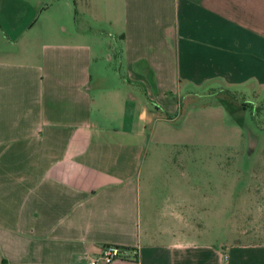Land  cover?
<instances>
[{"label":"crops","instance_id":"0c3cea01","mask_svg":"<svg viewBox=\"0 0 264 264\" xmlns=\"http://www.w3.org/2000/svg\"><path fill=\"white\" fill-rule=\"evenodd\" d=\"M211 85L264 87V0H0V264H87L105 244L124 252L109 264H264L258 228L193 236L222 203L178 199L190 172L150 159L186 144L170 114Z\"/></svg>","mask_w":264,"mask_h":264},{"label":"rangeland","instance_id":"374dc122","mask_svg":"<svg viewBox=\"0 0 264 264\" xmlns=\"http://www.w3.org/2000/svg\"><path fill=\"white\" fill-rule=\"evenodd\" d=\"M107 41V45L102 43L101 62L107 60L117 68L115 51L109 50L112 43ZM219 87L197 90L193 95L182 94L166 125L171 137L186 144L161 145L155 158L148 152L146 159L151 157L158 168L190 172L187 178L190 183L177 177L178 199L191 197L195 208L203 204L204 197L210 203L217 198L222 203L223 222L208 220L206 225L194 222L193 236L227 243L234 237L252 238L250 230L246 233L241 230L254 227L258 228L254 233L264 237V220H244L246 213L253 212L252 204L264 201V87L227 88L230 92ZM129 88L136 89L131 85ZM158 129L166 131L163 126Z\"/></svg>","mask_w":264,"mask_h":264},{"label":"built area","instance_id":"2783aa9c","mask_svg":"<svg viewBox=\"0 0 264 264\" xmlns=\"http://www.w3.org/2000/svg\"><path fill=\"white\" fill-rule=\"evenodd\" d=\"M123 254V250L118 245L105 244L95 255L89 257L87 264H109L115 257Z\"/></svg>","mask_w":264,"mask_h":264},{"label":"trees","instance_id":"16d2710c","mask_svg":"<svg viewBox=\"0 0 264 264\" xmlns=\"http://www.w3.org/2000/svg\"><path fill=\"white\" fill-rule=\"evenodd\" d=\"M220 103L223 104V106L225 107V109L227 110V112H230L229 108L227 107L226 103L223 100H220Z\"/></svg>","mask_w":264,"mask_h":264}]
</instances>
